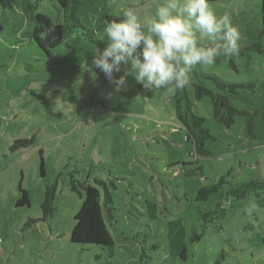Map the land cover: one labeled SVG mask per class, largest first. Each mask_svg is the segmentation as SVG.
<instances>
[{"label": "rangeland", "instance_id": "obj_1", "mask_svg": "<svg viewBox=\"0 0 264 264\" xmlns=\"http://www.w3.org/2000/svg\"><path fill=\"white\" fill-rule=\"evenodd\" d=\"M158 2L84 0L77 16L96 30L108 15L127 7L142 18L150 16ZM57 3L41 0L38 11L61 23ZM210 6L218 15L229 14L239 27L240 52L191 73L192 110L215 138L204 142L209 155L192 156L191 141L174 116L173 90L147 91L132 76L126 88L117 90L99 69H93V79L88 68H93L92 53L106 47L104 28L96 31L98 44L78 33L66 37L55 49L68 59L60 63L33 42L32 24L18 0H0V264H212L222 251L223 264H264V197L232 202L226 195L228 185L264 180L260 0H220ZM194 73L245 86L228 94L239 111L230 126L214 117L208 96L195 98ZM254 112L252 137L244 113ZM30 137L33 144L10 150L15 139ZM198 167L195 174H185ZM70 173L77 179L89 173L113 181L111 255L100 245L70 241L82 201L70 190ZM222 176L228 184L206 200L196 199L200 187ZM55 181L56 209L43 219L44 191ZM19 185L29 205L16 206ZM218 201L234 209L219 221V229H203L200 213ZM252 205L255 210L249 212Z\"/></svg>", "mask_w": 264, "mask_h": 264}, {"label": "trees", "instance_id": "obj_2", "mask_svg": "<svg viewBox=\"0 0 264 264\" xmlns=\"http://www.w3.org/2000/svg\"><path fill=\"white\" fill-rule=\"evenodd\" d=\"M84 0H58L55 5L58 16L61 17V23L52 22L47 16L38 11L41 0H18L20 12L24 18L29 21L31 26V36L33 42L47 57H54L60 63L67 61L66 56L56 53L55 49L63 44L66 37L72 33H78L92 44H98L99 39L96 37V31L103 29L100 24L98 29H90L83 26L77 16L79 8ZM220 0H209L216 2ZM117 19L115 15H108L106 20ZM260 20L264 31V0H260ZM40 33H45V38H39ZM210 82V86H207ZM195 98L208 96L213 107V115L215 118L223 122L227 127L234 121V115L239 112L229 102L228 94H237L236 89L245 88L243 85H228L218 81L215 77L194 73V81L192 83ZM173 107L174 116L185 132V140L191 141L193 146L191 155L207 156L210 152L204 147V142L215 139L212 133L203 126L204 119L196 115L192 110V100L188 95L187 86L182 90H173ZM246 116L245 124L248 134L254 137L253 128L255 127L253 117L254 113H244ZM34 137L18 138L13 141L10 150L14 151L19 148L27 147L33 144ZM41 152V151H40ZM40 161L43 173V163ZM200 167L187 169L186 175L195 174ZM70 190L81 198V205L74 215V225L70 230V241L78 244H95L107 249L112 254L115 243V234H113V225L115 221L114 201L111 196L110 186L113 181L108 182L101 178L86 174L82 179H77L74 174L69 175ZM223 184H228L222 176L216 183L209 186H202L197 190V200H206L209 195L217 191ZM57 182L46 186L44 197L41 203L42 218L51 216L56 207L54 206V197L56 193ZM20 197L16 201V206L29 205V197L27 192L19 185ZM226 195L231 198L232 202L255 196L257 198L264 197V180L253 179L243 183L237 188L228 185ZM233 210V204L225 206L222 201H218L214 206L199 215L201 227L205 229L212 226L216 230L221 226L219 221L228 216ZM224 254L221 252L212 264H223Z\"/></svg>", "mask_w": 264, "mask_h": 264}, {"label": "clouds", "instance_id": "obj_3", "mask_svg": "<svg viewBox=\"0 0 264 264\" xmlns=\"http://www.w3.org/2000/svg\"><path fill=\"white\" fill-rule=\"evenodd\" d=\"M116 17L104 21L106 47L92 53L88 70L95 79L93 69H99L117 90L127 87L129 76L150 92L182 90L197 66L211 67L240 52L239 27L229 14L218 15L209 0H159L150 16L127 7ZM122 66L123 74L114 78ZM254 210L252 205L249 212Z\"/></svg>", "mask_w": 264, "mask_h": 264}]
</instances>
